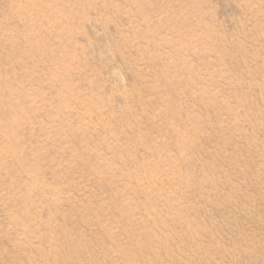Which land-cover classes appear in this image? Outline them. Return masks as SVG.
<instances>
[{
  "label": "rangeland",
  "instance_id": "1",
  "mask_svg": "<svg viewBox=\"0 0 264 264\" xmlns=\"http://www.w3.org/2000/svg\"><path fill=\"white\" fill-rule=\"evenodd\" d=\"M0 264H264V0H0Z\"/></svg>",
  "mask_w": 264,
  "mask_h": 264
}]
</instances>
